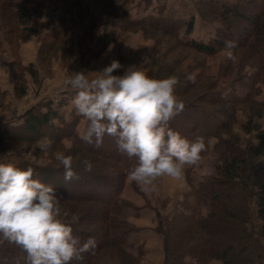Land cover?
Returning a JSON list of instances; mask_svg holds the SVG:
<instances>
[{
  "label": "rangeland",
  "instance_id": "1",
  "mask_svg": "<svg viewBox=\"0 0 264 264\" xmlns=\"http://www.w3.org/2000/svg\"><path fill=\"white\" fill-rule=\"evenodd\" d=\"M111 1L0 0V163L32 168L35 178L51 185L57 194L77 192L74 187L79 190L76 194L84 195L103 190L98 180H90L88 174H104L121 183L118 201L122 214L89 200L69 197L60 200L64 211L78 217V222L73 224L77 229L101 232L97 218L92 216L93 208L100 216L109 212L110 218L100 221L99 225L130 229L123 246H105L89 261L86 258L85 264H162L165 259L169 264H174V260L184 264H195L199 259L205 262L207 256L192 251H198L201 238L209 232L213 249L233 247L229 256L231 264H253L254 261L264 264V258L255 257L253 236L241 231L245 226L250 232L253 228L262 232L259 226L263 222L256 214L251 190L264 183V177L255 173L264 171V153L248 155V158L246 154L258 142L259 135H264V61L259 57L264 56V47H260L264 40V0H126L119 11L126 22L109 8ZM227 8H232V13L224 19V13L219 11ZM19 9L23 16H29L28 24L33 31L23 28L22 17L14 16ZM233 11L237 16L234 26L229 22ZM259 20L261 41L253 36L250 42L255 41L263 55L256 52V45H247L244 39L233 49L235 61L226 59L225 45L211 54L189 46L193 40L206 41L216 33L219 39L225 33L226 41H237L236 34L242 31L245 36L251 35L253 23ZM113 60H118L124 68L135 64L155 78L175 76L179 82L174 94L184 103L198 106L183 111L182 115L187 117L183 120L185 125H190L198 116L208 126L214 120L225 122L208 139L201 165L185 167L183 180L160 178L155 191L145 192L129 181L127 174L121 176L114 156L107 160L103 155L80 148V132L86 121L77 115L71 102L75 93L66 89L63 81L72 71H98ZM124 68L113 74H122ZM189 76L194 80H189ZM245 94L247 99L238 102L237 97ZM213 96L229 99L207 102ZM48 105L55 112L51 121L39 128H27L25 110L33 107L32 113L44 112ZM206 112H212L213 117L207 118ZM186 134L198 136L203 132L190 125ZM49 140L52 143L47 150L38 147ZM217 141L231 155L244 153L246 161L255 164V170L252 176L249 165V172L231 180V186L227 184L221 189L215 185L221 196L220 204L235 216L225 214L224 222L229 223L202 229L188 222L192 216L202 219L208 210L196 200L191 187L206 181L208 176H219L216 166L220 162L212 149ZM85 145L95 146V143ZM115 146L116 138L105 135L97 148L104 154L116 155ZM56 151L72 156L75 171H81L79 167L84 166L85 159L92 162V171L76 172L80 177L65 181L64 169L53 156ZM204 166L212 170L211 175L204 173ZM115 193L110 188L104 196ZM229 193L232 197L226 200ZM246 199L250 207L248 220L242 213ZM172 249L178 252L177 257ZM73 261L82 263V260H79L81 263ZM209 264L222 262L212 259Z\"/></svg>",
  "mask_w": 264,
  "mask_h": 264
},
{
  "label": "clouds",
  "instance_id": "2",
  "mask_svg": "<svg viewBox=\"0 0 264 264\" xmlns=\"http://www.w3.org/2000/svg\"><path fill=\"white\" fill-rule=\"evenodd\" d=\"M236 47V41H225L227 60H236ZM121 68L113 60L101 70L72 71L64 79V87L75 93L71 102L77 115L86 121L80 139L99 147L105 135L115 137L118 151L137 161L127 179L145 192L155 191L160 178L183 180L186 166L201 165L206 143L202 136L190 141L169 126L185 108L174 94L178 79L149 76L135 64L113 74ZM51 143L38 147L47 150ZM53 156L64 169L65 181L78 178L71 155L56 151ZM82 163L85 172L92 171L91 161ZM203 171L212 174L207 166ZM76 222L77 216L62 209L54 188L33 178L32 168L0 163V236L26 254L24 264H71L92 252L95 238L81 243L73 235Z\"/></svg>",
  "mask_w": 264,
  "mask_h": 264
},
{
  "label": "trees",
  "instance_id": "3",
  "mask_svg": "<svg viewBox=\"0 0 264 264\" xmlns=\"http://www.w3.org/2000/svg\"><path fill=\"white\" fill-rule=\"evenodd\" d=\"M126 0H112L110 2L109 8L114 10L122 20H124L126 22V19L124 17L123 14L119 13V11L121 10L122 6L124 5V2ZM231 7V6H229ZM232 8H227L225 10H220L219 12H223V18L226 19L227 14L232 13L231 11ZM234 12V16L233 19L229 20V22L231 23V25L234 26V22L235 19H237L236 17V12ZM220 13V14H221ZM262 14H260L261 16ZM14 16H17L18 18H21V24L23 26V28H25L26 30L29 31H33V28L28 24V18L29 16H23L22 11L19 9V11H16L14 13ZM225 16V17H224ZM24 17V18H23ZM259 19V17H257ZM227 21V20H226ZM260 21H257L255 23H253V25H255L254 29L251 32V35H247L245 36L243 34L242 31H240L239 33L241 34H236L235 39L237 40L236 42L241 43V39H244L243 42L245 41V43L247 45H256L255 41L250 42V38L251 37H255V40H260L261 38L259 37V33H260ZM28 24V25H27ZM227 29H230L229 27ZM217 31V30H216ZM225 33H222V38H218L217 35L218 33H216L215 37H211L209 39H207L206 41H191L189 42V46H191L192 48H194L197 51L200 52H205V53H213L215 50H217L219 47H222L225 45V41L226 39H224ZM187 43V42H186ZM261 46L260 47H264V40L260 42ZM257 53H260L263 55V53L261 51H258L257 48L258 45H256V47H254ZM263 61H264V56L262 58V56H259ZM250 86V85H249ZM229 98H225V97H220V96H213L212 98H208L207 102H224L227 101ZM247 99V95H241L237 97L238 102L243 101ZM235 101V98L233 99ZM185 104V108L186 109H197L198 106H196V104H192L191 102H186ZM192 104V105H191ZM186 106H189L186 108ZM205 107V106H203ZM32 109L33 107H29L27 108V110H25L24 115H25V121L24 123L26 124L27 128L30 129H34L39 128V126H41L43 123H49L51 121V117L53 115H55L54 111H52L53 109L51 107H49L48 105V109L46 111H39L36 113H32ZM183 110V111H184ZM182 112H180L173 120L170 121V127L173 128L174 130L178 131L182 136L188 138L190 141L194 140L197 136L196 134H186L187 130H188V126L191 125L192 128H198L200 130V132H203V135H199L198 136H202L205 138V143H206V148H207V144L208 143V139L211 137H214L217 134V131L220 130L221 128H223L225 122H221L219 120H214L210 126H208L204 120L199 119L200 116H198V118H195L194 120H191V124L190 125H185V122L183 120H187V117L185 118L184 115H182ZM204 113V112H203ZM202 113V114H203ZM200 114V115H202ZM206 117L208 116L210 119L213 117V113L212 112H206ZM202 117V116H201ZM207 117V118H208ZM214 119H217V117H214ZM189 123V122H187ZM35 126V127H34ZM183 131V132H182ZM82 145L80 146L81 149L87 150V151H92L94 153H98L99 155H103L105 158L108 160V157L112 158V156H114V163H116L120 169H121V176L127 174L128 170L137 162L136 158H128L126 155L120 153L117 149H116V155L115 153L111 152V153H107L104 154L103 152H101L99 149L95 147L94 145H85L86 143L82 140ZM212 149L214 150V152L217 155V159L220 162L219 165L216 166V172L218 173V177L217 176H208V178L206 179V181H203L201 183H199L196 186H192L191 188V193L194 195V197L196 198V200H198L199 202H201L204 206H206V208H208V210L206 211V216L203 217L202 219H198L197 216H192L191 218V222H189V225L191 226V224L195 227H201L202 229L208 226L211 227H215L217 225H220L222 223H226L225 218L223 217L225 214H227V216H235L234 214H232L230 211H227L226 209H224V205L220 204V194H219V190L217 189L218 186L219 188L223 189L224 187H227V184L229 185V183L231 182V180L235 179V178H241L245 175V173H247V171L249 172V169L247 168L249 165L251 166L250 171L251 174L252 172L255 170L254 163H250L247 162L246 159L248 158V155L252 156H260L264 153V135L261 134V136L259 135L258 137V142H256L253 146H250L249 148V153L246 154L247 158H245V154L244 153H234L231 155L230 151H226L224 150L222 147H220L219 141H217L213 146ZM206 151V150H205ZM203 151L201 153V155L204 154ZM79 167V166H78ZM84 167V166H83ZM83 167H79L81 168V171H74L77 173H81V172H85L83 170ZM54 170H57L59 168H53ZM256 175H261L264 177V171L261 170H257L255 171ZM248 174V175H251ZM36 175L33 172V176ZM64 175V174H63ZM243 175V176H242ZM253 176V174H252ZM80 177V176H77ZM88 177L91 178L90 180H98V184L102 185L104 187L103 190H95L92 192H88V194L84 195L82 193H78L76 194L79 190L77 188H73L77 190V192H73L70 194H57L56 195L59 197V199H67V197L69 198H73L76 200H89L92 202H96L98 204H100L101 206L106 207V210H111V211H117V213H121V205L119 204L118 201V193H120L121 191V183L115 179V178H110L109 176H106L104 174H98L95 173V175L92 174H88ZM34 179L35 176L33 177ZM249 179V178H248ZM215 185H217V188H215ZM231 186V185H229ZM115 189L116 193L114 195H112L111 197H106L104 196L105 193L107 192L108 189ZM255 188V187H254ZM80 189V188H79ZM232 195V194H231ZM229 194L226 195V200H229L232 196ZM251 195L255 197V201H256V205H255V211L256 214L258 215V217L263 220V222L261 223V225L259 226V229L262 230V232H258L257 229H252V231L250 232V230L248 231L247 227L242 226L243 228H241L242 233H245L248 236H253V239L255 240V246H256V250L255 252V257H262L264 258V183L260 186L259 188H255L254 191L251 190ZM230 197V198H229ZM226 204V203H225ZM93 210L95 212H92V216L94 219H96L98 225L97 228L98 230H100L101 232H95L92 229H86V230H80L77 229V227H75L73 224L72 229H73V235L78 237L81 241V243L85 242L89 237H94L96 240V247L95 249L90 252V253H84L83 254V259H82V263L81 264H85L84 260L87 258L88 261L90 260V257L95 256L98 253V250H100L101 248L108 246V245H124L125 244V235L126 233L130 230H126V229H117V228H113L112 225H99L100 221L101 222H106L110 216H109V212H106L104 216H100V214L98 213L99 211L95 210L93 208ZM242 213L245 214L247 220L250 218V207H249V202L246 199L245 200V208L242 209ZM122 214V213H121ZM191 215H189L190 217ZM85 219H88V217L86 216ZM174 219V218H173ZM192 219H193V223H192ZM197 221V225L195 223V221ZM250 221V220H249ZM229 223V222H228ZM233 223V222H232ZM234 224V223H233ZM187 225V226H189ZM190 226L188 228H190ZM254 226V225H253ZM116 229V230H115ZM189 230V229H188ZM75 231H77V233H74ZM263 233V234H262ZM211 233L209 232V234H206V236H203L201 238V242L198 245V251H195L192 253H197L199 255H201L202 257L207 256L205 262H201V260H197L195 264H209V261H211L212 259H219L221 260L222 264H231V261L229 259V256L231 255V252L233 250V247L227 246L224 248H220L219 250H215L214 248V242L212 241L211 238ZM263 238V239H262ZM262 239V241H261ZM209 243L211 244V247H207V244L209 245ZM261 248V249H260ZM246 249V248H243ZM173 251V255H175V257H177L178 252H176V250L172 249ZM257 250H259V252H257ZM260 250L263 251V253H260ZM26 254L24 252H22V250L14 245V244H10L9 242H7L6 240H3L2 236H0V264H17V261H19V264H24V260L23 257ZM168 256V255H167ZM174 260V259H173ZM77 261V260H75ZM175 263L174 264H184V262L181 261H176L174 260ZM87 262V260H86ZM260 264L258 262H253V264ZM71 264H79L78 262H74L72 261ZM162 264H169L168 260L165 259V261Z\"/></svg>",
  "mask_w": 264,
  "mask_h": 264
}]
</instances>
